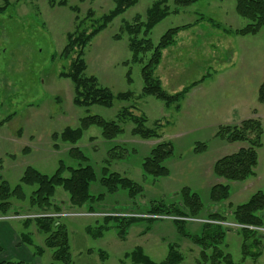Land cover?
Here are the masks:
<instances>
[{
    "label": "rangeland",
    "instance_id": "obj_1",
    "mask_svg": "<svg viewBox=\"0 0 264 264\" xmlns=\"http://www.w3.org/2000/svg\"><path fill=\"white\" fill-rule=\"evenodd\" d=\"M159 1L138 0L89 42L84 51L86 74L97 77L114 94L131 91L133 96L126 101L115 99L110 108H84L74 104L72 80L60 76L68 71L75 57L73 52L63 54L68 33L92 31L98 20L115 7V0H68L67 6L51 5L50 0H10L0 14V120L13 117L0 126V173L14 188L29 166L51 175L61 162L73 166L89 163L98 177L90 189L95 196L105 192L99 181L105 167L143 187L136 197L124 190L107 193L103 200L96 201L97 211L91 215L87 208L71 207L69 194L62 187L57 188L54 199L62 210L86 213L83 217L63 218L71 254L67 264H132L128 255L138 248L161 262L171 245L183 255L181 264H264V230L245 237L237 232L239 227L232 220L236 206L258 191L264 192V132L255 176L245 181H228L213 171L218 159L246 146L217 137L221 125L257 119L264 129V102L259 101L264 85V28L256 35L237 34L248 21L238 15L236 0H198L184 7L175 0H166L164 5H168L170 14L152 29L149 37L156 45L169 29L182 28L174 43L162 50L153 76L168 94L187 90L178 108L177 104L166 106L163 101L142 94V68L153 52L145 54L143 62H133L130 36L123 29L128 23L135 24L136 18L146 22L148 10ZM73 7L76 11L71 10ZM129 72L132 83L127 79ZM123 108L131 115L121 119ZM88 115L117 121L123 133L106 140L99 127L90 126L75 144L61 140L65 128L78 127ZM132 115L144 117L148 128L155 123L160 125L158 136L144 138L134 134ZM162 142H171L174 147L165 162L170 174L146 175L142 162ZM200 143L207 148L195 152ZM73 147L87 156L86 162L80 163L71 156ZM218 183L230 185V198L223 203L210 200L211 188ZM184 187L197 192L205 206L198 218L183 219L189 233H200L211 213L219 212L228 218L221 224L230 230L218 246L224 257L213 258V247L203 250L180 235L175 216L149 211L152 204L181 200L179 193ZM15 204L28 208L29 202L14 200ZM104 217L140 219L120 227L113 220L105 222ZM4 222L20 226L23 223ZM32 226L34 246L44 250L25 263L65 264L55 259V250L46 246L45 235ZM29 247L34 252L35 248ZM226 256L230 261L225 260Z\"/></svg>",
    "mask_w": 264,
    "mask_h": 264
},
{
    "label": "trees",
    "instance_id": "obj_2",
    "mask_svg": "<svg viewBox=\"0 0 264 264\" xmlns=\"http://www.w3.org/2000/svg\"><path fill=\"white\" fill-rule=\"evenodd\" d=\"M4 5L0 6L2 14L10 5V0H3ZM198 0H175L178 6H188ZM51 5L67 6L68 0H50ZM138 0H115V7L98 20L93 30L88 32L87 29L68 33V44L63 54L75 53L67 72L61 73L60 76L71 79L74 83V104L78 107L89 108L94 105H100L110 108L115 99L129 100L133 93L131 91L114 94L108 87L102 86L97 77L87 75V64L84 58L85 48L89 42L104 30L116 17L123 14L129 8L136 5ZM166 0L156 2L147 12L146 22H141L139 18L135 19V24H126L125 29L130 36L129 48L132 53L133 62H143L144 55L152 53L149 61L142 68V78L144 82L143 95L153 96L165 103L166 106L177 104L186 93V89L172 95L168 94L161 86L160 80L153 76L154 68L159 64L161 52L174 43L178 31L182 27L169 29L155 45L149 37L152 29L164 18L170 14V9ZM76 7L71 10L76 11ZM236 11L239 16L246 19V26L237 30L240 35H256L264 28V0H236ZM100 21V22H99ZM82 25V21L80 23ZM129 83H132L130 72L127 74ZM259 101L264 102V85L259 92ZM127 108H123L119 113L120 118L124 119L130 116ZM133 116V115H132ZM13 115L0 120V126L12 119ZM131 118V117H130ZM135 122L134 134L149 138L157 137V128L160 125L154 124L153 128L146 127L144 117H132ZM159 124V123H158ZM90 126H97L101 129L102 135L106 140H111L117 135L123 133V128L117 121H107L98 115H88L80 120V125L76 128L67 127L61 133V140L75 144ZM263 126L257 119H246L237 125H221L217 131V137L229 143H246L237 152L225 155L218 159L214 164V174L219 178L228 181H245L256 175L259 155L258 149L263 145ZM207 148L205 143H200L195 147V152L204 151ZM174 147L171 142H162L157 145L142 162V170L146 175L154 177L169 176L170 170L165 162L173 154ZM71 156L79 159L80 163L87 161V156L79 148L71 149ZM113 155L112 157H114ZM68 175H66V173ZM98 180L95 168L89 163H81L78 166L66 165L60 163L59 168L51 175L42 173L38 169L29 166L25 169L19 184L14 188L0 173V214L7 215L13 212L21 211H62V206L56 203L54 196L58 187H62L69 194V203L73 208H87L89 212L97 211L95 208L96 201L103 200L107 193H116L126 191L129 196L136 197L143 187L136 181L123 176L119 172L109 171L105 167L99 181L105 187V192L95 196L91 193V185ZM31 189L30 193L28 190ZM231 190L229 184L218 183L212 186L210 191V200L212 202L223 203L230 198ZM181 200L170 204L155 203L150 205L149 211L154 215L167 214L175 216L176 227L180 235L190 238L197 245L203 247H213L216 250L214 257L223 253L218 249L222 243L227 230L230 228L221 224L228 221V218L219 212L208 215V222L202 225L200 233L191 234L186 229V218H198L205 206L197 192L192 191L189 187H184L179 193ZM14 200L25 202L28 201V208L14 205ZM140 218H116L104 217L105 222L115 221L120 227L123 224L132 223ZM233 223L264 228V192L258 191L247 202L242 203L234 208L232 213ZM62 219L55 218H37L35 220L22 221L25 228L35 225L41 234L45 235V244L47 247L54 249V257L65 264L70 262V245L69 232L67 225ZM127 221V222H125ZM149 221V220H148ZM122 230L120 231V233ZM238 233L245 237H250L259 233L257 230L249 228H238ZM22 240L28 246L35 248L34 255L38 256L43 253V248L34 246L30 233H23ZM132 264H181L183 255L175 248L170 246L168 256L161 262L154 261L147 255L143 249L138 248L128 255ZM204 260L208 257L203 253ZM229 260V256L225 257ZM215 263V262H214ZM1 264H27L23 261H3Z\"/></svg>",
    "mask_w": 264,
    "mask_h": 264
},
{
    "label": "crops",
    "instance_id": "obj_3",
    "mask_svg": "<svg viewBox=\"0 0 264 264\" xmlns=\"http://www.w3.org/2000/svg\"><path fill=\"white\" fill-rule=\"evenodd\" d=\"M32 225L28 228L23 223L13 224L0 221V264L3 261H32L35 259L34 252L22 240L23 233L32 236ZM28 232H27V231Z\"/></svg>",
    "mask_w": 264,
    "mask_h": 264
},
{
    "label": "built area",
    "instance_id": "obj_4",
    "mask_svg": "<svg viewBox=\"0 0 264 264\" xmlns=\"http://www.w3.org/2000/svg\"><path fill=\"white\" fill-rule=\"evenodd\" d=\"M70 212L62 211H21V212H13L7 215L0 214V221H25V220H35L37 218H55V219H62V218H69L74 216H85L86 213L81 212L80 210H69ZM91 215V212H89ZM106 216H111V214H106ZM236 224L239 228H249L252 230H264V228L254 227V226H246L241 224Z\"/></svg>",
    "mask_w": 264,
    "mask_h": 264
}]
</instances>
